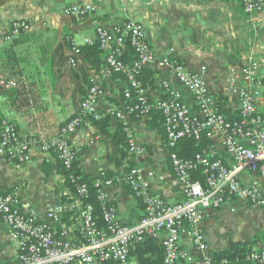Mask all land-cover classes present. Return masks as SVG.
Returning a JSON list of instances; mask_svg holds the SVG:
<instances>
[{
	"label": "crops",
	"instance_id": "obj_1",
	"mask_svg": "<svg viewBox=\"0 0 264 264\" xmlns=\"http://www.w3.org/2000/svg\"><path fill=\"white\" fill-rule=\"evenodd\" d=\"M85 5L92 11L81 17L66 13L71 7ZM18 20L26 21L29 28L0 48V118L13 123L22 139L56 137L60 128L80 113L88 88L97 84L101 94L96 112L99 118L109 117L107 128L102 131L91 124L72 134L69 141L81 149L77 160L79 172L99 183L104 202L115 210L117 220L124 226L137 224L143 215L141 201L128 182V163L148 177L152 196L168 205L182 202L183 197L159 130V114L127 119L144 152L136 157L127 153L126 159H121L119 149L126 150L125 136L122 134L124 146H117L119 121L107 110L122 108L125 83L119 75H105L102 53L94 64L84 56L82 50L96 41L95 28L110 30L128 21L142 24L156 59L167 58L188 71L206 69L208 91L217 100V110L228 119L236 118L237 105L224 89L229 80L243 85L240 70L248 55L257 60L260 78L264 80V9L245 15L239 0H0V38ZM75 50H80L79 55ZM122 56L128 62L133 58L128 47ZM146 70L143 89L151 103L165 98L160 84L167 82L181 95L185 107L193 114L197 112L192 96L175 79L171 68L153 65ZM148 73L150 76H146ZM257 111L264 118V86ZM210 143L215 157L229 163L219 141L214 139ZM30 156V161L20 169L0 158V195L15 191L23 212H32L39 223L54 232L66 229L67 238L77 241L78 217L73 221L66 219L64 213L60 222L47 217L48 207L69 206L72 203L64 201H74L58 159L53 153L41 152L36 145L31 147ZM105 173L111 181L109 186L103 185ZM255 209L233 201L209 213L202 229L210 252H223L236 243L252 244L264 234V220H259L254 229L246 222V216ZM257 209L264 216V209ZM181 247L192 252L185 239ZM18 252V242L11 238L0 217V264H10ZM127 264L137 263L131 259Z\"/></svg>",
	"mask_w": 264,
	"mask_h": 264
},
{
	"label": "built area",
	"instance_id": "obj_2",
	"mask_svg": "<svg viewBox=\"0 0 264 264\" xmlns=\"http://www.w3.org/2000/svg\"><path fill=\"white\" fill-rule=\"evenodd\" d=\"M239 3L245 15L264 9V0H239ZM91 11L92 8L85 5L71 7L66 13L81 17ZM28 28L29 24L24 20L13 21L8 34L0 38V48ZM95 35L104 57L105 75L124 76L123 98L130 100L135 95L134 104L107 110V114L122 123L130 155H142L144 150L130 131L127 119L130 116L137 119L150 117V113L157 111L163 119L165 136L170 146L185 138L196 141L202 137L209 141L216 139L230 162L223 165L221 160H213L215 155L212 147L208 148L206 155L196 156L193 162H181L171 154V166L183 197L182 202L173 205L152 196L150 184L142 171L133 169L128 182L143 204V216L133 226L119 223L115 210L106 206L105 196L99 191L104 222V226L99 228L93 206L84 205L81 201L86 189L78 187L73 193L72 204H56L47 209V217L53 222H60L67 208L80 209V239L75 242L70 241L64 232L57 236L49 227L39 223L32 212H23L15 191L0 195V217L8 227L11 238L19 244V252L10 264H126L132 247L147 239L158 243L163 251V264H210V250L202 229L208 214L233 201L264 209V119L257 111V101L264 85L257 60L251 54L248 55L240 70L243 85L239 86L236 80H229L224 89L235 99L238 111L235 119H228L217 110V100L208 91L206 69L188 71L167 58L156 59L142 24L128 21L110 30L98 26ZM126 47L134 58L129 63L120 59ZM74 53L79 55V50ZM71 64H74L73 60ZM153 65L171 68L175 79L192 96L197 108L195 114L185 107L181 95L173 91L167 82L160 84L165 95L163 100L154 104L148 100L136 76ZM100 94V87L92 84L81 101L78 116L61 127L53 138L39 135L32 140L22 139L13 123L1 119L0 158L20 169L30 161V149L36 145L43 153H53L63 168L69 171L81 153V149L74 147L69 137L99 118L96 103ZM196 167L203 169L204 183L191 180L189 173ZM243 176H247L248 180L244 181ZM95 185L98 187L99 183L95 182ZM103 185L109 186L111 181L104 180ZM182 239L199 257L181 247ZM252 251L254 264H264V246Z\"/></svg>",
	"mask_w": 264,
	"mask_h": 264
},
{
	"label": "trees",
	"instance_id": "obj_3",
	"mask_svg": "<svg viewBox=\"0 0 264 264\" xmlns=\"http://www.w3.org/2000/svg\"><path fill=\"white\" fill-rule=\"evenodd\" d=\"M130 50V49H129ZM80 52V50H79ZM84 52V56H86L87 60L94 64L97 62V58L99 57L101 51L99 50L98 43L95 41V43L91 46L86 47L82 50ZM131 52V50H130ZM132 54V52H131ZM133 57V54H132ZM120 59L122 61H126L124 56H121ZM134 58H132L133 60ZM131 60V61H132ZM130 61V62H131ZM125 63H129L126 61ZM147 72L146 69H143L137 76L136 79L143 84L142 88H145V73ZM121 76V75H119ZM146 76H150V74H146ZM125 83L124 76H121ZM149 79H151L149 77ZM262 84L264 85V80L262 81ZM125 105H132L135 103V95H132V98L130 100L124 99ZM159 114L157 111H153L150 113V116L152 114ZM238 114V111H237ZM130 118H133L135 120L134 116H130ZM263 118V117H262ZM3 118H0V120ZM264 119V118H263ZM109 117L107 115H103L100 118L93 120L92 125L98 127L99 129L106 130L107 124H108ZM122 123L119 122V141L116 140L117 146H124L123 143V126ZM159 130L160 133L163 135V138L165 139L166 147L169 150V157L171 154L175 155L178 160L181 162H193L195 160L196 156H203L207 154L208 148L210 146V141L206 139L205 137H202L200 141H196L193 139H181L177 141L174 145L170 146L167 142L166 136H165V130L163 127V119L161 115L159 114ZM125 152L124 149H119V154L121 156L122 160H125L127 157L128 149L125 143ZM170 160V158H169ZM213 160H217L216 157L213 158ZM60 163V162H59ZM171 164V161H170ZM223 165H226L222 162ZM61 169L64 172L65 178H66V185L69 188V190L74 193L78 187H84L86 189L85 196L82 197V202L84 205H91L94 208V217L96 225L101 228L104 226V222L102 221L103 211H102V205L101 202L98 199V193L99 188L96 187L94 180H88L85 177L81 175L77 168V161L72 164V168L67 171L63 168L61 165ZM134 167L132 165H129L128 163V170L127 172L130 173ZM190 174V178L192 181H199L201 183L205 182V176L203 174V169L200 167H196L194 171H192ZM108 173H105L106 180L108 179ZM135 193V192H134ZM138 198V197H137ZM140 200V198H138ZM141 201V200H140ZM65 203H73L70 199L65 200ZM107 207H110L106 205ZM141 207L143 208V204L141 202ZM80 209H67L65 211V217L66 219H72L73 221L78 217ZM143 216V215H142ZM72 221V222H73ZM67 234V230L58 231L55 232L57 236L61 235L62 233ZM78 238L80 239V234H78ZM78 239V240H79ZM264 246V234L262 236L257 237L254 242L251 243H236L233 244L228 250H225L220 253H213L210 252L209 258H210V264H254L252 260L253 249ZM134 260L137 264H163V251L156 245V243L151 240L147 239L144 243L136 244L134 247H132L129 257L127 260ZM109 262H102L100 264H107ZM126 263V264H127ZM256 263V262H255ZM257 264V263H256Z\"/></svg>",
	"mask_w": 264,
	"mask_h": 264
},
{
	"label": "rangeland",
	"instance_id": "obj_4",
	"mask_svg": "<svg viewBox=\"0 0 264 264\" xmlns=\"http://www.w3.org/2000/svg\"><path fill=\"white\" fill-rule=\"evenodd\" d=\"M149 176H151V175L149 174ZM146 179L148 180V177ZM148 182H149V180H148ZM255 210H257L258 212L252 211L246 216V222H247V224H249V227L252 229L257 228L259 226V223H260L259 220H264V216L260 215V213H259L260 211L257 208ZM260 236H262V235H260Z\"/></svg>",
	"mask_w": 264,
	"mask_h": 264
}]
</instances>
